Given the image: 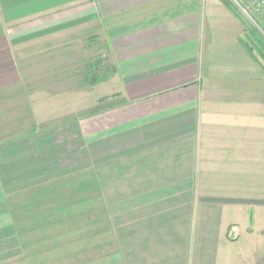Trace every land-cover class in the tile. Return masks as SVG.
Segmentation results:
<instances>
[{
  "label": "crops",
  "instance_id": "obj_1",
  "mask_svg": "<svg viewBox=\"0 0 264 264\" xmlns=\"http://www.w3.org/2000/svg\"><path fill=\"white\" fill-rule=\"evenodd\" d=\"M234 14L222 0H0L9 133L15 92L101 94L80 131L108 139L101 208L117 226L85 264H264V66ZM16 230L0 225V264H72L17 258Z\"/></svg>",
  "mask_w": 264,
  "mask_h": 264
},
{
  "label": "rangeland",
  "instance_id": "obj_2",
  "mask_svg": "<svg viewBox=\"0 0 264 264\" xmlns=\"http://www.w3.org/2000/svg\"><path fill=\"white\" fill-rule=\"evenodd\" d=\"M228 1L239 13L234 15L243 41L256 33L264 42V8L253 5V0ZM251 56L264 66L256 48ZM36 92L27 91L29 97L15 92L11 133L0 122V146L8 145L6 151L0 150V225L23 232L18 237L22 246L15 248L19 259L61 258L85 264L87 258L100 259L102 232L117 226V221L104 217L101 208L108 139L93 132L98 136L88 141L80 131L91 123L89 113L100 106L101 94ZM8 112L7 106H0V114ZM75 119L78 133L73 130ZM87 196L95 198L92 211ZM71 198L75 202L70 203ZM70 204L71 209L64 208Z\"/></svg>",
  "mask_w": 264,
  "mask_h": 264
},
{
  "label": "trees",
  "instance_id": "obj_3",
  "mask_svg": "<svg viewBox=\"0 0 264 264\" xmlns=\"http://www.w3.org/2000/svg\"><path fill=\"white\" fill-rule=\"evenodd\" d=\"M225 5L227 6V8H229V10H231L233 13H235L236 15H238L239 13L237 12V10L230 4V2L228 0H222ZM254 38H252L250 41H243L245 43V45L247 46V49L249 52H253L255 50V48L257 49V51L260 53V55L262 56L263 60H264V42L261 40L260 36L258 34H252Z\"/></svg>",
  "mask_w": 264,
  "mask_h": 264
},
{
  "label": "built area",
  "instance_id": "obj_4",
  "mask_svg": "<svg viewBox=\"0 0 264 264\" xmlns=\"http://www.w3.org/2000/svg\"><path fill=\"white\" fill-rule=\"evenodd\" d=\"M253 5L264 8V0H253Z\"/></svg>",
  "mask_w": 264,
  "mask_h": 264
}]
</instances>
